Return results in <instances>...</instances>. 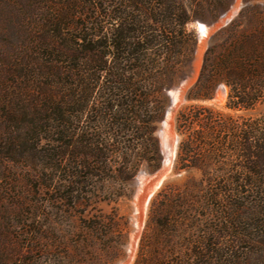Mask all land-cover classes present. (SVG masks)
Listing matches in <instances>:
<instances>
[{
    "label": "trees",
    "instance_id": "1",
    "mask_svg": "<svg viewBox=\"0 0 264 264\" xmlns=\"http://www.w3.org/2000/svg\"><path fill=\"white\" fill-rule=\"evenodd\" d=\"M247 11L262 17L241 32L239 22H231L221 49L208 48L189 98L211 97L221 81L229 88L228 108L249 109L264 97V7L242 14ZM189 18L181 0H0V177L15 179L14 168L25 167L28 177L41 180L36 191L73 205L75 193L124 157L152 91L180 70L182 49L189 46L185 60L192 58L195 38L184 27ZM188 117L180 112L182 125ZM253 125L237 134V144L246 160L262 162L264 133L254 136ZM180 149V167H201L190 160L199 151L196 139L182 140ZM244 185L264 203V180L223 179L212 194L224 197L226 214L194 236L185 226L186 200L160 193L133 264L235 263L238 244L250 240L249 228H239L234 215V196ZM72 248L78 255L86 250L78 243ZM45 249L32 237L13 249L10 264H39L35 253ZM53 249L69 251L64 244Z\"/></svg>",
    "mask_w": 264,
    "mask_h": 264
},
{
    "label": "rangeland",
    "instance_id": "2",
    "mask_svg": "<svg viewBox=\"0 0 264 264\" xmlns=\"http://www.w3.org/2000/svg\"><path fill=\"white\" fill-rule=\"evenodd\" d=\"M181 1L190 15L184 27L195 38L192 58L185 60L189 46L183 48L174 81L152 91L148 111L139 118L138 130L127 137L124 157L112 162L111 171L102 172L91 187L75 193L73 205L67 199L55 201L58 195L48 191H36L35 183L41 180L28 177L25 167L14 168L15 179L0 177V264H10L13 249L26 246L32 237L46 247L35 253L39 264H133L151 203L160 193L169 192L173 202L177 197L186 200L185 226L194 236L207 221L218 226L226 214L224 197L212 194L219 181L264 180V161L246 160L237 144V134L251 131L253 124L254 136L264 133V97L249 109L228 108L229 88L223 81L209 98L188 97L208 48L221 49L234 20L239 22L238 32L258 23L262 15L242 12L262 9L264 0ZM161 80L168 82L165 77ZM181 111L189 113L184 125ZM191 139H196L199 151L190 160L197 158L201 167H180L181 142ZM252 160L257 162L255 169L249 166ZM240 189L245 191L234 196V215L239 228H249L250 240L240 241L233 264H264V242L260 241L264 221H257L264 220V203L258 194L248 192V186ZM74 243L86 250L78 255ZM55 244L68 247V254L55 252Z\"/></svg>",
    "mask_w": 264,
    "mask_h": 264
},
{
    "label": "bare ground",
    "instance_id": "3",
    "mask_svg": "<svg viewBox=\"0 0 264 264\" xmlns=\"http://www.w3.org/2000/svg\"><path fill=\"white\" fill-rule=\"evenodd\" d=\"M199 26H200V29L199 30L201 31V25H199Z\"/></svg>",
    "mask_w": 264,
    "mask_h": 264
}]
</instances>
